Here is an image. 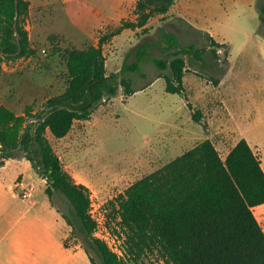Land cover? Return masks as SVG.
<instances>
[{
	"label": "rangeland",
	"instance_id": "obj_1",
	"mask_svg": "<svg viewBox=\"0 0 264 264\" xmlns=\"http://www.w3.org/2000/svg\"><path fill=\"white\" fill-rule=\"evenodd\" d=\"M263 1L174 0L178 11L172 10L165 18L153 16L146 31H123L103 43L106 74L117 73V93L103 98L89 119L75 121L65 137L54 138L46 132L64 171L87 189L89 213L96 222L94 237L103 240L115 253L122 256L123 234L117 214L120 197L134 182L203 140H211L224 159L244 138L264 168V19L258 12V4ZM122 2L119 9H114V0H66L68 15L61 6L55 7L47 20V34H62L68 40L55 43L36 38L32 53L35 68L47 60L43 68L49 75L42 82L51 84L41 87L36 80H29L16 86L18 72L12 73L10 69L18 58H0V88L4 97L10 95L7 104L22 111L30 105L37 112L47 98L60 94L65 86L61 73L69 46L81 48L94 38H98V46L100 40L96 31L91 42L84 43L72 32V24L79 28L108 25L105 30L108 32L120 20L134 21L133 12L124 16L128 0ZM99 10L103 13L98 14ZM164 31L176 34L182 47L193 44L205 50L201 61L182 56L186 62L184 95L167 93L163 76L169 70H160L151 62L153 58L167 62L174 58L176 48L164 47ZM207 33L224 45L209 46ZM143 43L147 45L143 76L125 73L134 89L132 95L125 96L118 72L123 62L136 61V51ZM20 91L28 95H21ZM197 110L201 115L195 120L193 113ZM33 182L32 197L23 200L17 189L8 190L7 180H0V264H18L12 258L15 243L22 257L29 256L31 264H49L46 251L53 249V245L35 218L41 202L48 196L39 179ZM31 200L39 204L31 206ZM52 204L75 222L72 207L61 193L53 194ZM253 214L264 232V204L254 207ZM68 229L66 245L80 246L84 252L87 249L94 264H101L79 229L73 230L69 225ZM66 264L90 262L83 255L69 259ZM127 264L165 262L154 250L146 252L138 263Z\"/></svg>",
	"mask_w": 264,
	"mask_h": 264
},
{
	"label": "trees",
	"instance_id": "obj_2",
	"mask_svg": "<svg viewBox=\"0 0 264 264\" xmlns=\"http://www.w3.org/2000/svg\"><path fill=\"white\" fill-rule=\"evenodd\" d=\"M61 1V0H59ZM174 0H136L134 21L122 20L108 32H99L97 47L69 46L61 78L64 90L47 98L37 112L27 105L22 115L0 106V165L7 159H25L46 181L45 193L52 202L61 193L73 210L75 222L62 215L72 229L78 228L101 260V264L138 263L146 252H158L165 264H264V232L253 208L264 204V171L259 157L246 139L241 138L224 159L209 139L185 151L158 170L134 182L120 197L117 214L123 234L122 256L94 237L96 222L89 213L90 200L84 185L64 171L46 137L63 138L75 121L89 119L106 96L117 93V73L106 74L102 44L124 29L146 31L148 21L165 15ZM14 29L15 0H0V58L13 60L34 52L23 27L27 0H18ZM264 19V1L258 4ZM17 33L21 51L18 56ZM209 46H223L206 34ZM62 37L48 35L55 43ZM165 49L176 48L167 62L153 58L163 76L167 93L184 95L186 62L182 56L201 61L205 50L193 44L180 46L176 34L164 31ZM54 43V42H53ZM147 45L136 51V61L123 62L118 72L125 96L134 93L133 72L143 76ZM200 111L193 113L199 119ZM34 120L28 123V120ZM90 264L94 260L85 249Z\"/></svg>",
	"mask_w": 264,
	"mask_h": 264
},
{
	"label": "crops",
	"instance_id": "obj_3",
	"mask_svg": "<svg viewBox=\"0 0 264 264\" xmlns=\"http://www.w3.org/2000/svg\"><path fill=\"white\" fill-rule=\"evenodd\" d=\"M28 1V10L26 15L23 18V27L27 33V38L30 42V46L32 49H36L34 39H47L48 35L54 34L50 33L47 34V20L48 17L51 16L52 11L55 7L61 6L65 12L66 15H68V11L66 9V0H27ZM115 3L113 4L114 9H119L123 2L122 0H114ZM122 2V3H121ZM136 0H128V4L125 8L124 16L128 13L134 12V5ZM109 4H106V7H108ZM172 10L178 11L175 6L172 4V6L169 8L168 12L165 15H159L161 18H165L167 16L171 15ZM98 14H102L103 11L99 12ZM184 13V12H183ZM186 13V11H185ZM184 13V14H185ZM134 15V13H133ZM186 15V14H185ZM123 16V17H124ZM135 17V15H134ZM136 18V17H135ZM183 18V17H182ZM125 20V19H124ZM185 20V18H184ZM121 21V20H120ZM119 21V25H120ZM149 22V21H148ZM185 22L188 24L189 22L185 20ZM72 24V23H71ZM190 24V23H189ZM117 25V26H119ZM116 26V27H117ZM147 26V25H146ZM110 26L108 25H101L99 28H91V27H85V28H79L72 24V32L78 34L79 37L85 42H89L94 34V32L98 31L104 33L107 28ZM130 29H124L123 31H127ZM122 31V32H123ZM121 32V33H122ZM120 33V34H121ZM57 36L62 37L65 41L68 40L64 35L62 34H55ZM118 35L114 36L116 38ZM63 40V41H64ZM98 41V38H94L93 42H91L89 45L96 46V42ZM87 45V44H85ZM103 46V44H102ZM101 46V47H102ZM104 55V54H103ZM55 56V55H54ZM47 60H42L41 64H37L36 68L34 65L36 64L35 55L30 54L28 56H22L19 57L16 64L10 69L12 73L18 72L17 75V83L16 86L19 85V83L22 86V82L24 81H32L36 80L38 84H40L41 87H46L51 84V82H42L44 79L48 77L49 74L48 71H46L43 68L44 62ZM65 67V65H64ZM40 74L38 77L37 74ZM36 75V76H35ZM1 87V85H0ZM21 95H28V92L20 91ZM10 101V95L7 94L4 97V94L2 92V89L0 88V106L4 105L10 110H12L16 115H22L23 111L21 109L14 110L12 106H10L8 103ZM15 105V104H12ZM252 148V147H251ZM263 171L264 168L261 165ZM39 179V182L44 184V189L46 187V181L45 179L39 177L37 173L34 171V169L31 166V163L25 159H17V158H10L5 160L0 165V180H7L8 181V190L10 192H13L14 189H17L18 192H20L21 187L20 185H29L33 184L34 186V179ZM31 206H37L39 204L38 201L31 200L30 201ZM40 207V208H39ZM39 210L36 213L35 218L42 224L46 231V235L49 238L50 242L53 245V249L46 251V255L49 257V264H66L67 261L73 257L76 256H87V254L84 252L80 246L76 247H68L66 245V240L69 236V229L68 225L63 218L61 212L58 210L54 204L49 200V198L45 201L41 202V205L39 206ZM23 247V246H22ZM29 247L26 245L27 251ZM41 252V251H39ZM71 253V254H70ZM69 254V256H68ZM32 259V256H30ZM69 257V258H68ZM12 258L14 261H16L18 264H31V260L29 259V256L22 257L20 248L18 247V244H14L13 248V254ZM88 258V256H87ZM90 262V261H89Z\"/></svg>",
	"mask_w": 264,
	"mask_h": 264
},
{
	"label": "built area",
	"instance_id": "obj_4",
	"mask_svg": "<svg viewBox=\"0 0 264 264\" xmlns=\"http://www.w3.org/2000/svg\"><path fill=\"white\" fill-rule=\"evenodd\" d=\"M21 190L18 193V195H20V197L23 200L29 199L32 197L33 191H34V186L33 184H29V185H20Z\"/></svg>",
	"mask_w": 264,
	"mask_h": 264
},
{
	"label": "water",
	"instance_id": "obj_5",
	"mask_svg": "<svg viewBox=\"0 0 264 264\" xmlns=\"http://www.w3.org/2000/svg\"><path fill=\"white\" fill-rule=\"evenodd\" d=\"M17 5H18V0H15V17H14V20H15V22H14V29H15V31H16V21H17V18H18V9H17ZM15 35H16L17 45H18V47H17L16 52L13 53L12 55H13V56H18V55L20 54V51H21V46H20V42H19V40H18L17 33H15ZM33 120H34V118L29 119V120H28V123L32 122Z\"/></svg>",
	"mask_w": 264,
	"mask_h": 264
}]
</instances>
